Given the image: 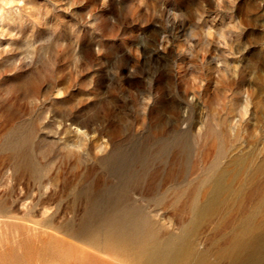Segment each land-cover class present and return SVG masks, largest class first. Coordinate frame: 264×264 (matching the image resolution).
<instances>
[{
  "label": "rangeland",
  "instance_id": "rangeland-1",
  "mask_svg": "<svg viewBox=\"0 0 264 264\" xmlns=\"http://www.w3.org/2000/svg\"><path fill=\"white\" fill-rule=\"evenodd\" d=\"M0 264H264V0H0Z\"/></svg>",
  "mask_w": 264,
  "mask_h": 264
},
{
  "label": "bare ground",
  "instance_id": "bare-ground-1",
  "mask_svg": "<svg viewBox=\"0 0 264 264\" xmlns=\"http://www.w3.org/2000/svg\"><path fill=\"white\" fill-rule=\"evenodd\" d=\"M248 227H249V226H248ZM251 227H252V226H250L249 228H251ZM249 228H248V229H249ZM252 229H253V228H252ZM242 231H243V230H242ZM247 232H249V231L247 230ZM243 233H244V232H243ZM243 233H242V234H243ZM252 233H253V231H252ZM239 235H240V234H239ZM251 235H252V234H251ZM234 236H236V235H234ZM237 236H238V235H237ZM242 236H243V235H242ZM240 237H241V236H240ZM240 237H239V238H240ZM243 237H244V236H243ZM249 237H250V236H249ZM254 237H256V236H254ZM247 238H248V237H247ZM230 239H232V238H230ZM237 239H238V238H237ZM232 241H233V239H232ZM232 241H231V242H232ZM234 241H235V240H234ZM231 242H230V243H231ZM244 242H245V241L243 240L241 243L243 244ZM245 244H246V242H245ZM232 245H233V244H232ZM236 245H237V244H235L234 246H236ZM248 245H249V243H248ZM241 246H242V245H241ZM244 246H246V245H244ZM249 246H250V245H249ZM251 246H253V245H251ZM254 246H255V245H254ZM230 248H231V247H230ZM233 248H234V247H233ZM233 248H231V249H233ZM236 248H237V247H236ZM236 248H235V249H236ZM250 248H251V247H250ZM227 251H228V250H227ZM232 251H233V250H232ZM232 251H231V252H232ZM238 251H240V250H238ZM250 252H251V251H250ZM250 252H249V253H250ZM242 253H243V252H242ZM224 254H225V253H224ZM238 254H239V253H238ZM245 254H246V253H245ZM245 254H243V255H245ZM232 255H234V253H233ZM236 256H237V254L234 255L233 257H236ZM229 257H230V256H229ZM231 257H232V256H231ZM238 257H239V256H238ZM236 258H237V257H236ZM237 259H238V258H237ZM237 259H236V260H237ZM232 260H233V258H232ZM237 263H238V262H237Z\"/></svg>",
  "mask_w": 264,
  "mask_h": 264
}]
</instances>
